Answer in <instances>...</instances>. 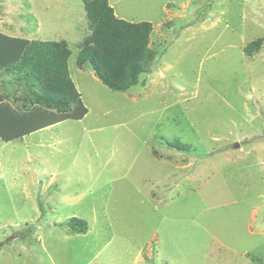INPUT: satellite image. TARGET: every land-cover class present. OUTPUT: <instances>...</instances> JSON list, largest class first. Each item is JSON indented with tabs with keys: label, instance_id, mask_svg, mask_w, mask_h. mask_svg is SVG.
<instances>
[{
	"label": "rangeland",
	"instance_id": "374dc122",
	"mask_svg": "<svg viewBox=\"0 0 264 264\" xmlns=\"http://www.w3.org/2000/svg\"><path fill=\"white\" fill-rule=\"evenodd\" d=\"M84 3L0 0L1 33L70 50L87 108L0 138V264H264V0H108L152 26L155 57L122 92L77 65ZM36 92L0 69V103L69 108Z\"/></svg>",
	"mask_w": 264,
	"mask_h": 264
},
{
	"label": "trees",
	"instance_id": "16d2710c",
	"mask_svg": "<svg viewBox=\"0 0 264 264\" xmlns=\"http://www.w3.org/2000/svg\"><path fill=\"white\" fill-rule=\"evenodd\" d=\"M84 9L91 28L88 43L77 55V65L89 62L94 75L108 88L122 92L138 82L145 64L155 57L148 46L150 22H131L114 15L108 0H85ZM257 45V44H256ZM255 43L249 45L251 52ZM70 50L55 41L28 40L0 32V69L20 71L38 88L36 97L44 106L63 107L58 114L45 108L15 111L0 103V138L3 141L23 137L68 118L80 119L87 112L70 77ZM73 231L87 230L83 219L71 217Z\"/></svg>",
	"mask_w": 264,
	"mask_h": 264
},
{
	"label": "water",
	"instance_id": "95a60500",
	"mask_svg": "<svg viewBox=\"0 0 264 264\" xmlns=\"http://www.w3.org/2000/svg\"><path fill=\"white\" fill-rule=\"evenodd\" d=\"M234 147H238V143H235V144H234Z\"/></svg>",
	"mask_w": 264,
	"mask_h": 264
}]
</instances>
